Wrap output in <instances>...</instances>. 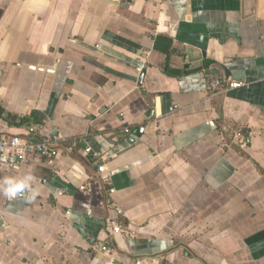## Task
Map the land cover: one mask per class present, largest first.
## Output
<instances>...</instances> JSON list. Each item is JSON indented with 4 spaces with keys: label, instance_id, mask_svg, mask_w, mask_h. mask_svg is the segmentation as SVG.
I'll return each instance as SVG.
<instances>
[{
    "label": "crops",
    "instance_id": "1",
    "mask_svg": "<svg viewBox=\"0 0 264 264\" xmlns=\"http://www.w3.org/2000/svg\"><path fill=\"white\" fill-rule=\"evenodd\" d=\"M31 130L79 148L0 166L34 192L0 264H264V0H0V137Z\"/></svg>",
    "mask_w": 264,
    "mask_h": 264
},
{
    "label": "built area",
    "instance_id": "2",
    "mask_svg": "<svg viewBox=\"0 0 264 264\" xmlns=\"http://www.w3.org/2000/svg\"><path fill=\"white\" fill-rule=\"evenodd\" d=\"M245 82H233L230 83V89H239L245 87ZM223 89V82L214 81L208 86V91L214 93L215 91ZM31 137H25L21 139L19 137L11 138L7 136L0 137V166L6 167L12 171H19L23 166L27 165L29 158L36 157L37 159L46 162L50 167L54 166L56 158L64 151L69 155L75 154L79 148V142L75 141L67 143L65 140H61L58 136H49L46 138H40L36 135L35 130L30 131ZM235 139L238 142V146L242 149L247 148V138L242 131H237ZM87 154H92L91 148H86ZM99 171L104 174L106 172L105 165L99 166ZM92 181V179H89ZM110 179H106L109 181ZM87 186L81 188L86 190ZM117 234L124 235L125 237H131L133 234L125 228L122 224L113 221L111 223L110 235L115 236ZM94 252H111V247L106 242H99L92 245Z\"/></svg>",
    "mask_w": 264,
    "mask_h": 264
},
{
    "label": "clouds",
    "instance_id": "3",
    "mask_svg": "<svg viewBox=\"0 0 264 264\" xmlns=\"http://www.w3.org/2000/svg\"><path fill=\"white\" fill-rule=\"evenodd\" d=\"M33 177L31 175L25 176L21 179L6 178L0 182V193L8 197L10 200L16 197L34 198V192L31 188Z\"/></svg>",
    "mask_w": 264,
    "mask_h": 264
},
{
    "label": "trees",
    "instance_id": "4",
    "mask_svg": "<svg viewBox=\"0 0 264 264\" xmlns=\"http://www.w3.org/2000/svg\"><path fill=\"white\" fill-rule=\"evenodd\" d=\"M44 116L40 112H32L30 115L25 116L21 118L20 120H17L16 117H8V122L11 125H16V126H23L24 128L31 129L35 126H38L40 124H43L44 122Z\"/></svg>",
    "mask_w": 264,
    "mask_h": 264
}]
</instances>
